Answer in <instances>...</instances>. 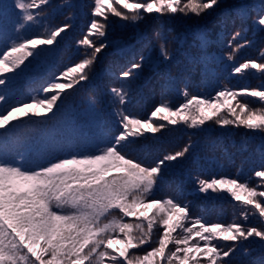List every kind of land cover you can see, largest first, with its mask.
<instances>
[{"label": "snow or ice", "instance_id": "1", "mask_svg": "<svg viewBox=\"0 0 264 264\" xmlns=\"http://www.w3.org/2000/svg\"><path fill=\"white\" fill-rule=\"evenodd\" d=\"M49 3L50 0H14L12 5L0 8L19 10L16 30L21 32L37 21L36 10ZM219 3L220 0H93V19L78 41L91 52L42 85L40 91L46 95L30 96L28 102L10 104L12 86L71 24L48 29L46 35L23 38L17 35L5 43L0 49V264H231L236 242L250 237L264 241V190L258 191L237 178H197L198 191L227 192L242 205L243 221L255 216L260 226L246 227L243 222L208 223L201 217H191L187 204L153 195L167 163L184 157L191 145L148 163L140 157L130 158L135 138L166 127L157 121L174 126L183 123L191 128L214 122L243 127L264 137V85L225 89L211 98L190 95L185 90L182 104L172 107L161 103L147 119L136 118L121 108L117 113L119 130L106 146L90 153L73 152L36 167L29 165L31 150L27 144L17 141L13 146V138L8 135L25 119L47 118L40 120L47 123L52 119L49 113L55 116L54 109L58 110L57 101L63 92L88 79L87 70L102 49L108 47L106 39L97 44L91 37H106L104 21L109 14L131 22L152 13L199 16ZM250 17L251 12L244 6L236 12V18ZM252 24L264 32V6ZM240 35L236 32L232 42ZM232 42L229 60H234L235 53L246 46ZM160 57L171 59L166 43L160 45ZM145 60L143 55L133 59L119 76L126 80L139 76ZM246 70L264 75V51L259 61L245 60L232 68L235 74ZM110 92L117 104L128 103V92L123 87H113ZM239 96L256 98L254 103L259 106L238 100ZM37 108H43L44 112ZM254 176L261 182L259 187L264 188V157ZM154 231L159 233L155 246L143 254L132 251L152 244ZM120 236L123 238L117 240ZM114 243L123 247L113 248Z\"/></svg>", "mask_w": 264, "mask_h": 264}, {"label": "rangeland", "instance_id": "2", "mask_svg": "<svg viewBox=\"0 0 264 264\" xmlns=\"http://www.w3.org/2000/svg\"><path fill=\"white\" fill-rule=\"evenodd\" d=\"M236 1L243 2L246 0ZM12 2L14 0H0V5L7 3L12 5ZM133 2H136V0H133ZM221 5L225 6L226 2L220 0L216 8L199 16L192 13L187 15L182 13L165 15L152 13L145 15L144 19L137 22L126 21L109 14L107 21H104L107 24L105 29L106 37H91L97 44L101 40L106 39L108 47L102 49L97 55L94 64L87 70L88 79L63 92L60 100L57 101L58 110L54 109L56 113L55 119L49 113L48 116L52 117V119L48 123L40 122L41 119L47 118L36 117L19 122L16 131L8 133L13 138L12 145L14 146L17 141H20L21 143H26L28 148L32 147L33 150L29 158V165L32 167H36L39 163L42 165L46 164L47 161L54 158L63 157L61 156L63 153L80 152L81 149H85V153L95 152L96 149L89 151L94 145L93 138L87 139L88 134L85 135V138L79 136V128H81L82 124H77L78 120H76L77 117L74 111L76 110V103L85 100V93H87L88 97L92 96V78L97 79V75L100 77V81L98 80L99 93H97L99 104L107 107L112 115L113 122L117 124L119 120L117 113L122 107H125L124 109L127 110V113L136 118L147 119L155 107L161 103H167L172 107L182 104L185 101L183 95L185 90L190 95L211 98L215 97L219 91L225 89L239 90L241 88H257L264 85V75L255 70H246L242 74L232 72V68L235 65L252 59V56L254 59L260 60V53L264 51V32L259 31L253 24H249L246 27H242V24H240L235 30L228 31L220 27L214 28L210 26L214 21L221 20L219 15L214 16V10L218 11L217 9ZM115 6L120 7L119 5ZM92 8L93 0H50L49 4L36 10L37 21L21 32L16 30L18 19L16 13L19 10L11 7L7 10H0V49H3L5 43H10L14 40L17 35L21 38L25 35L28 37L46 35V30L48 29L62 26L65 23L71 24V27L66 32L61 33L54 45L38 58V62L34 61L26 74L17 80L25 79L24 84L32 80L29 84L31 86L28 88L30 92L22 91L24 87L21 90L25 97L22 99L23 101L28 102L30 96L42 98L46 95L40 91L42 85H46L52 80L54 75H59L66 67L74 65L91 52V49L79 45L78 41L83 38L88 30L90 21L93 19L91 15ZM198 23L201 24L198 25ZM200 25H204L206 30L201 32V29L199 30L198 28ZM236 32H240L241 35L235 42H232V36ZM157 33L160 35L157 36ZM191 33H196V35H201L202 37L206 35L202 41L197 38L198 36H193ZM180 41L184 42L183 46H185L184 51L186 53L187 51H189V54L193 52V56L198 54V61L203 59L202 54L204 56L206 53L209 57L204 59H208L207 61L210 62L217 57L216 60L219 64L197 65L194 68L200 70L198 78L194 74H191L189 79H185L184 76L181 78L178 72L182 73L186 70L187 63L183 66L179 62L174 65L170 59L164 60L160 57L161 43H166L169 55L173 58L175 51L180 47ZM230 42L246 44V46L235 53L234 60H229L228 53L223 52V50H219V48L214 50L212 47L217 44L218 46L224 45L230 48ZM189 43L192 44L188 47ZM145 44L148 45L150 53L147 54L146 52L143 55L144 57L146 55V60L140 75L127 80L121 78L119 76L121 69L126 68L133 59H139V47L142 48ZM201 48L205 52L202 53ZM130 49L133 51H130ZM182 51L183 49L179 50V52ZM244 52L245 56L240 58ZM110 54H112L118 64L123 65L119 68L112 65L109 62ZM29 60H33V58L29 57ZM52 60H54V63L61 65L60 69L53 71L49 76H40L42 77L41 80L33 79L32 76L39 73L46 66L48 67ZM149 60L151 63H148ZM159 61L161 62L160 64L158 63ZM25 64H28V61H25ZM222 66L227 68L220 71ZM180 80L182 81L179 82ZM121 86L128 90V103L123 106L118 104V107L114 108L116 101H111L115 98L110 89ZM148 88L153 90H150L153 96V99L150 100H148ZM103 89H105V93ZM156 92L160 93V97H157ZM16 94L10 93V99ZM237 99L251 102L252 106H259L254 103L256 98L253 97L239 96ZM19 101L21 100L17 102ZM17 102L15 101L11 104H16ZM223 102L222 98L221 103ZM232 103L235 104L236 101ZM143 105H145V108H141ZM60 108L66 109L60 111ZM69 108L74 110L71 111ZM77 109H79L78 106ZM37 111L44 112V109L37 108ZM84 115L85 120L90 124L93 121V116L89 109L85 110ZM58 116L61 119H57ZM74 120L75 122L72 124L66 122ZM52 122H55L56 127L61 129L59 135L58 132L56 133L57 129L54 128L55 126H52ZM157 122L165 123L166 127L157 133L145 132L144 135L135 138L130 158L140 157L145 163H148L162 158L166 154L180 151L186 145H191V147L184 157L167 163L166 169L161 174L162 179L158 181L155 187L154 197L158 199L173 198L182 205L187 204L191 217H201L208 223L230 224L243 222L246 227H259L258 217L250 215L247 221H243L241 216L243 207L230 194L224 191L213 192L209 190L207 193L198 191L196 180L197 178L210 179L212 177L237 178L241 182L247 181L252 187H257L258 191L264 190V188L259 187L260 180L254 176V171L258 170L260 165L257 155L264 152V137L258 132L246 130L243 127L234 125L220 126L214 122H207L201 128H191L183 123L174 126L164 121ZM54 132L57 135L55 137L53 135ZM75 144L78 145L76 149L73 146ZM46 155L47 157H45ZM147 211L149 213L152 212L151 209ZM212 213L217 216H213ZM129 219L134 220L135 218ZM122 238L116 237L117 240ZM157 239L158 235H153V243L145 245L146 250L155 246ZM214 243H217V241H214ZM219 243L231 245L233 242L219 241ZM263 246L264 241L257 237H250L248 240L236 242V250L230 258L231 264H245L248 259L255 256L252 252L256 248ZM120 247H123L120 243L113 244V248ZM169 247H172V245ZM142 248L132 251L143 254L144 252H141Z\"/></svg>", "mask_w": 264, "mask_h": 264}, {"label": "trees", "instance_id": "3", "mask_svg": "<svg viewBox=\"0 0 264 264\" xmlns=\"http://www.w3.org/2000/svg\"><path fill=\"white\" fill-rule=\"evenodd\" d=\"M223 1L226 2V5L225 6L221 5V7H219L217 9L218 11L214 10V13H215L214 16L215 15H219L221 17V20L220 21H214L212 23V25H210V26H213L214 28L220 27L221 29H223L225 31L235 30V28L239 27L240 24H242V27H246L247 25L252 24V21L254 19H256L257 12L259 11V9L262 6H264V0H246V1H243V2H239V1H236V0H223ZM12 4H13V2H12ZM7 5H8V3H7ZM242 6L246 7L251 12V17L249 19H247V20H244L242 18H236V12ZM0 10H7V9L0 8ZM0 16H1V14H0ZM233 20H234V22H233ZM199 24H201V23H198V25ZM198 28H199V30L201 29V32L206 30L204 25H200V26H198ZM191 34L193 36L196 35V33H191ZM204 36L202 37L201 35H196V37L199 38L202 41L204 39ZM183 43L181 41L179 42V46L180 47L177 48V50L174 53L173 58L170 59V61H172L174 65H176L175 63H178V62L182 63V66L185 63H187V69L184 70L182 73L178 72V75H180L181 78L184 76L185 79H189L191 74H194V76L196 78H198L200 70L198 68L197 69L194 68L197 65H218L219 64L218 61L216 60L217 57L212 59L210 62L207 61L208 59L207 60L204 59L206 57H209L206 53H205L204 56L202 54V58L203 59H200V61H198V54L194 55V56H196V57H194L193 56V52L191 54H189V51H187V53H186L184 51L185 46H183L184 45ZM191 44L192 43H189L188 47L191 46ZM212 47H213L214 50H217L219 48V50H223V52H226V53H229L231 51L230 48H228V47H226L224 45L218 46L217 44H214ZM180 49H183V51L179 52ZM131 50L132 49H130V51ZM201 51H202V53L205 52V50L203 48H201ZM146 52H147V54L150 53V50L148 49V45L145 44L144 46H142V48L139 47V57L141 55H144ZM209 52H212V51H209ZM112 54L109 55L110 56L109 57V62H111V64L114 65L115 67H118V68L121 67L123 64H118L115 61V58H113ZM243 56H245V52L240 56V58H242ZM145 57H146V55H145ZM251 58L254 59L253 56ZM218 59H220V57H218ZM53 63H54V60L51 61V63L48 65V67L46 66L39 73H43V74L45 73L46 74V71H48V73L45 76H49L50 73H52L53 71H57L58 69H60V67H61L60 64H58V63L57 64H53ZM148 63H151L150 60L148 61ZM158 63L160 64L161 62L159 61ZM222 67L220 68V71H223V70H225L227 68L226 66H222ZM49 69L51 70L50 73H49ZM39 73H37L36 75H34L32 77H37ZM196 73H197V75H196ZM206 75H208V74L206 73ZM99 78H100L99 75H97V79H95V78L93 79L92 78V81H93V85L91 86L92 87L91 88L92 89V96L88 97L87 93H85V95H84L85 100L76 103V108H75L76 110L74 111L75 114L77 115V118H76V120H78L77 124H82L83 126H86V127H83V128H79V135H83L84 132L89 128L90 139L93 138L94 145L89 151H92V150H95V149L97 150L98 147L102 148V147L106 146L107 143L110 140H112L113 134L116 133L119 130V126H118V124L116 122H113L114 120L112 119V115L110 114L109 110L107 108H104L101 104H99V97H97V93H99V91H98V88H99L98 83L100 81ZM34 79H36V78H34ZM181 81L182 80H180L179 82H181ZM24 82H25V79L24 80L22 79V80L17 81L16 85L15 84L13 85L11 93H17V94L13 98L10 99V101H9L10 104L12 102H15V101L17 102L18 100L23 101L22 99L25 98L23 96V94L21 93V90L23 89L24 86H26V87H24V89L22 91H25V90L29 91L28 88L31 85L27 86L30 83L24 84ZM150 90H152V89H150V88L147 89V93H149V99L148 100L153 99V96L151 95V91ZM126 91H128V90H126ZM154 93H155V91H154ZM156 94H157V97H160V93L156 92ZM111 101H115V99H112ZM93 102H94V108H93ZM77 106L79 107V109H77ZM116 107H118V104L114 103V108H116ZM122 108H125V107H122ZM141 108H145V105H143ZM86 109H89V112L93 116V121L90 124H88L87 121L85 120L84 112H85ZM69 110L73 111L74 109L69 108ZM54 119H55V116H54ZM57 119H61L60 116H58ZM67 123H69V121H67ZM51 124H52L53 127L55 126L54 128L57 129L56 133L58 132V135H59V133H61L60 132L61 129L56 127L55 122H52ZM61 127H63V126H61ZM53 135H54V137L57 136L55 134V132H54ZM73 146H74V149H76V147L78 145L75 144ZM84 150L85 149H81V151L79 153H85ZM67 155L65 154L64 156H67ZM262 157H264V152L258 153V155H257L258 161L261 162ZM114 214L119 215L117 213H114ZM212 214H213V216H217L214 213H212ZM158 234H159L158 231H154V233H153L154 236H156ZM120 237H122V236H120ZM142 247L143 248L141 249V252H144L147 248L145 247V245L142 246ZM263 247L256 248L252 252V253H254L255 256H253L252 258L248 259V261L245 264H262V262H264V248Z\"/></svg>", "mask_w": 264, "mask_h": 264}]
</instances>
